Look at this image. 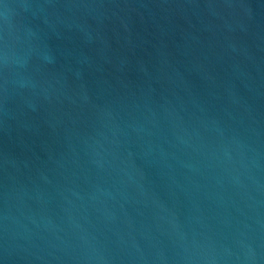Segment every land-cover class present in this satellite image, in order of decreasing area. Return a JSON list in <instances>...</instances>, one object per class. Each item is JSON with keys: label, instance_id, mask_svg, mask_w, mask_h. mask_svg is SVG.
I'll return each mask as SVG.
<instances>
[{"label": "water", "instance_id": "95a60500", "mask_svg": "<svg viewBox=\"0 0 264 264\" xmlns=\"http://www.w3.org/2000/svg\"><path fill=\"white\" fill-rule=\"evenodd\" d=\"M0 264H264V0H0Z\"/></svg>", "mask_w": 264, "mask_h": 264}]
</instances>
